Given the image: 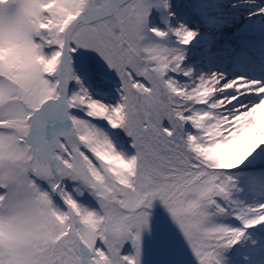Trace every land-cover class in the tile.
<instances>
[{
  "label": "snow or ice",
  "instance_id": "6c2138e0",
  "mask_svg": "<svg viewBox=\"0 0 264 264\" xmlns=\"http://www.w3.org/2000/svg\"><path fill=\"white\" fill-rule=\"evenodd\" d=\"M0 264H264V0H0Z\"/></svg>",
  "mask_w": 264,
  "mask_h": 264
}]
</instances>
